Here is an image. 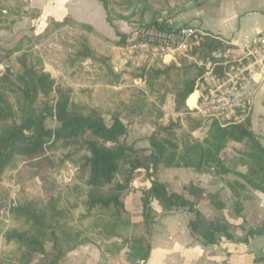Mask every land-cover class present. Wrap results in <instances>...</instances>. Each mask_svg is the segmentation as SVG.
I'll return each mask as SVG.
<instances>
[{
  "label": "trees",
  "instance_id": "obj_1",
  "mask_svg": "<svg viewBox=\"0 0 264 264\" xmlns=\"http://www.w3.org/2000/svg\"><path fill=\"white\" fill-rule=\"evenodd\" d=\"M26 8L27 0H0V30H9L29 16ZM66 28L76 33L63 72L72 78L82 70L86 74L91 70L99 82L77 88L63 78L56 82L36 50V41L29 37L22 38L12 50L0 49L6 59L16 57L22 69L20 74L11 69L0 73V184L20 163H29L31 180L40 178L42 182L41 191L18 195L9 208L4 202L9 192L4 198L0 195V264H32L36 259L37 264H60L87 243L96 244L104 255L118 256L127 250L129 264H146L156 220L180 208L195 212L196 221L190 226L204 243L215 244L218 234L232 239L230 234L237 226L222 215L205 219L194 204L183 195L169 193L157 178L161 165L213 173L236 199L233 210L237 216L246 204L256 202L253 192L264 194V146L250 119L223 126L195 114L187 105L207 72L206 63H199L216 52H225L228 44L212 35H195V45L183 58L178 56L176 63L155 58L116 71L112 56L97 40L123 47L125 37L114 42L91 26L73 21L50 23L45 36L52 37ZM138 82L144 89L136 85ZM169 97L176 117L167 118L164 111ZM105 116L111 118L110 126ZM49 118L59 124L54 131L46 127ZM146 125L153 130L150 149L122 141L129 131ZM202 129H207L205 137L196 138L194 133ZM51 141L61 151L56 159L58 168L69 164L75 170L72 182L63 190L56 179L43 175L45 164L55 159L47 156ZM232 142L244 144L245 150L224 158ZM240 167L247 172L242 173ZM121 170L127 173L125 183H115ZM140 170L146 172L151 188L133 191L139 196L144 216L142 222H135L129 217L124 192L132 187ZM185 189L200 195L193 185ZM210 200L217 209L225 208L218 197ZM8 214L13 217L12 225L7 222ZM253 235L264 236V218L250 231L249 236Z\"/></svg>",
  "mask_w": 264,
  "mask_h": 264
},
{
  "label": "crops",
  "instance_id": "obj_2",
  "mask_svg": "<svg viewBox=\"0 0 264 264\" xmlns=\"http://www.w3.org/2000/svg\"><path fill=\"white\" fill-rule=\"evenodd\" d=\"M26 11L29 16L23 17L14 27L0 30L2 47L13 48L24 37H40L49 29L50 23L65 21L89 25L114 42H119L122 37L130 42L142 26H188L203 36L212 35L221 39L234 47L236 53L264 36V0H27ZM32 13L37 17L32 18ZM118 49L121 51V48ZM176 62V56L164 60L166 64ZM188 107L192 111V106ZM242 116V122L250 119L253 132L264 146V80L257 87L248 112L242 113ZM206 131L199 130L194 136L202 139ZM152 132V128L146 125L137 131H129L122 141L127 140L125 143L136 148L150 149ZM241 150H245L244 144L232 142L223 157L229 159ZM239 170L247 172L244 167ZM136 175L131 187L132 200L126 198V206L135 222H142L143 208L138 194L133 191L148 190L151 184L146 175V181H142L139 187ZM157 178L169 193L183 195L194 204L195 210L205 219L222 215L237 229L230 234L232 239L218 234L215 244H206L194 235L190 226L196 221L195 212L190 208L175 209L161 215L153 225L151 255L146 264H264V236H249L264 218V194L253 192L256 202L246 204L244 212L237 216L233 210L236 199L224 181L213 173L185 168L166 169L161 165ZM190 185L199 189L200 195H191L186 191L185 188ZM212 196L225 204L223 210L212 204ZM154 208L161 213L160 207ZM204 227L203 224L201 228ZM60 264L129 263L127 250L118 256L104 255L96 244L87 243L70 252Z\"/></svg>",
  "mask_w": 264,
  "mask_h": 264
},
{
  "label": "built area",
  "instance_id": "obj_3",
  "mask_svg": "<svg viewBox=\"0 0 264 264\" xmlns=\"http://www.w3.org/2000/svg\"><path fill=\"white\" fill-rule=\"evenodd\" d=\"M199 33L191 27H173L168 24L142 26L125 50L133 59L143 62L154 58L166 60L177 56ZM202 35V34H200ZM264 80V36L236 53L231 60L211 67L198 83L192 112L221 125L237 124L244 120L257 87Z\"/></svg>",
  "mask_w": 264,
  "mask_h": 264
},
{
  "label": "rangeland",
  "instance_id": "obj_4",
  "mask_svg": "<svg viewBox=\"0 0 264 264\" xmlns=\"http://www.w3.org/2000/svg\"><path fill=\"white\" fill-rule=\"evenodd\" d=\"M24 1V0H23ZM33 14V13H32ZM17 24V23H16ZM15 26V25H14ZM13 26V27H14ZM47 31L40 37L36 38H31L32 40L36 41V50L43 55L45 58V62L47 64L48 71H50L55 79L56 82H60V78H63L64 81H66L68 84L74 86L75 88L79 86H91L97 81L99 82L100 79H98L94 74L93 71H89L88 74H86L83 70L81 73L76 74L74 77H69L68 74L63 72L64 69V64L65 61L68 59L67 55L71 53L70 45L73 43V37L76 32L70 28H66L65 30H59L56 32L52 37H46L45 35L47 34ZM200 35V34H198ZM203 36V35H201ZM204 37V36H203ZM30 38V37H29ZM97 40V39H96ZM112 56L113 62H114V67L116 71H121L125 66L131 64L133 66H141L144 65L145 62L141 58L139 59H132L130 57V54L125 50V48L128 46L129 42L126 43L125 46L123 47H116L110 44H105L102 41L97 40ZM17 45V44H16ZM15 45V46H16ZM194 40L190 41L188 46L185 48V50L180 52L176 57L179 56L183 58V56L190 50L192 46H194ZM14 46V47H15ZM228 49L225 52H216L215 54L212 55L210 59H208L206 62H200L199 64L204 66L205 64V69H211L216 67L215 64H218L217 70H219L220 65L224 64L225 62H228L233 58L234 55H236V52L234 51V47L230 45H226ZM13 47V48H14ZM13 48L6 49L1 46L0 42V49L4 50H12ZM121 48V51L118 49ZM127 59H126V56ZM155 59V58H154ZM178 59V58H177ZM217 59L216 63H213V60ZM0 60L2 61L0 65V73H6L9 69H11L13 74H20L22 73V69L19 65V62L17 58H12V59H6L2 54H0ZM153 59L146 61L147 63L151 62ZM125 61V62H124ZM100 72L97 74L99 75ZM136 85L142 89H144V86L142 83L138 82ZM102 86V85H101ZM95 89H98L97 86ZM197 95L194 94L193 96L190 97L188 100V105L194 106L195 101H196ZM164 111L166 113L167 118L169 117H176L177 115L174 112V105H173V100L171 97L168 98L167 103L164 107ZM105 121L108 126L111 125V118L109 116H105ZM46 127L50 130H56L59 127V124L55 119L49 118L46 121ZM127 140H125L126 142ZM61 154L60 149L58 147L52 146V141L48 143L47 145V156L51 158H55L53 160V163H47L44 166V171L43 175L48 176L51 179H56L59 183V186L61 189H65L73 180L75 170L74 168L69 165L65 164L62 168H58L56 159L59 157ZM230 157V156H229ZM231 158V157H230ZM16 169L13 170L11 169L9 171L8 178L0 184V195L4 198L6 197V193L9 192V199L4 200L5 203H8V208L14 203H16L17 196L18 195H25V196H32L38 190L41 191L42 188V182L40 178H37L34 180L37 184L34 185V181L31 180V172L32 169L30 167L29 163H20L16 165ZM139 172V173H138ZM135 173L136 179L139 182V187H141L142 181H146V172L144 170L138 171ZM134 175V178H135ZM126 170H121L115 178V183L117 182H122L125 183L126 180ZM127 191V193H125ZM124 192V197L127 198L128 200H132V189L127 190ZM153 207H159L158 204L154 203ZM129 217L135 221L133 214L129 212ZM9 225H12L13 223V217L8 214V221ZM32 264H37V259L32 263Z\"/></svg>",
  "mask_w": 264,
  "mask_h": 264
},
{
  "label": "water",
  "instance_id": "obj_5",
  "mask_svg": "<svg viewBox=\"0 0 264 264\" xmlns=\"http://www.w3.org/2000/svg\"><path fill=\"white\" fill-rule=\"evenodd\" d=\"M127 190H130V188H128ZM125 193H127V191Z\"/></svg>",
  "mask_w": 264,
  "mask_h": 264
}]
</instances>
